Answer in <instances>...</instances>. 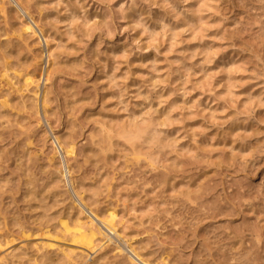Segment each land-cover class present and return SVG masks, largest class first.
I'll return each mask as SVG.
<instances>
[{
	"label": "rangeland",
	"instance_id": "obj_1",
	"mask_svg": "<svg viewBox=\"0 0 264 264\" xmlns=\"http://www.w3.org/2000/svg\"><path fill=\"white\" fill-rule=\"evenodd\" d=\"M0 264H264V0H0Z\"/></svg>",
	"mask_w": 264,
	"mask_h": 264
},
{
	"label": "bare ground",
	"instance_id": "obj_2",
	"mask_svg": "<svg viewBox=\"0 0 264 264\" xmlns=\"http://www.w3.org/2000/svg\"><path fill=\"white\" fill-rule=\"evenodd\" d=\"M30 19H32V17ZM24 30H33L34 32H36V30L33 28V26L29 22H27V24L25 25ZM39 31H41V33H42V29L41 28H39ZM33 81H34V77L32 75H27L26 79H25V85L28 86ZM5 102H6V100L3 102V104H6ZM73 152H74V147L72 145H71V147L66 148L64 150V153L66 155H70V156L72 155ZM69 170L70 169H68V173L70 172ZM62 175H63V171H62ZM79 200L81 201V198H79ZM114 218H115L114 213H109V217L103 219V223L106 225L107 229H109L111 231H114V224H113ZM62 225H63V227H64V229L66 231H71L69 229L68 223L62 222ZM81 227H82V225L76 226L71 231V234H70L71 238H72V240L74 242L79 243L82 246H85V247H87L89 249H92L94 247V240H95V237H96V232L93 231L92 229L87 231V230L82 229ZM131 253H133L137 258H139V255L136 254L134 249H131ZM133 254H132V256H133Z\"/></svg>",
	"mask_w": 264,
	"mask_h": 264
}]
</instances>
